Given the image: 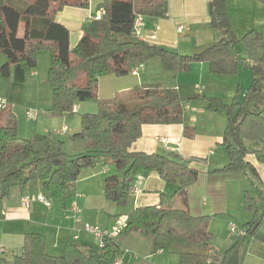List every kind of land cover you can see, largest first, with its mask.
<instances>
[{"label": "trees", "instance_id": "obj_1", "mask_svg": "<svg viewBox=\"0 0 264 264\" xmlns=\"http://www.w3.org/2000/svg\"><path fill=\"white\" fill-rule=\"evenodd\" d=\"M254 1L264 5V0ZM87 5L88 0H28L21 13L8 0H0V53L6 57L0 73L8 77L13 70L14 80L22 83L26 73L36 68V53L46 49L50 59L47 80L52 88L51 115H72L78 102L97 104L95 113L81 116L80 131L69 137L71 141H86L85 151L73 155L67 154L64 142L52 134L22 139L10 107L0 112V120L7 119L0 124V200L12 189L31 182L41 183L52 199L61 200L84 169L106 158L121 177L106 178L105 198L125 207L137 175L154 171L176 188L170 194L161 193L157 205L129 212L124 234L138 231L149 236L154 251L177 253L178 264H223L225 254L219 255L211 245L208 217L193 216L188 210V192L198 181L199 173L176 153L145 154L132 152L130 147L140 137L142 125L184 124V135L191 137L193 128L187 123L183 104L202 98L208 111L222 110L227 120L223 146L229 163L215 173L221 179L244 177L264 200L263 184L256 169L245 160L248 151L244 144L264 142V116L248 108L264 87V38L255 30L241 38L235 36L226 0H210V27L218 30L221 38L197 54L183 56L133 38L136 17H166L167 0H105L100 5L103 13L83 30L76 46L70 49L68 30L55 21L54 15L65 6L85 8ZM20 23L25 25L21 38ZM237 44L244 47L252 72V83L242 103L235 99L226 105L220 99L196 94L181 98L174 89L159 84L132 88L136 102L131 107L117 94L98 98L100 77L127 76L152 58L159 59L165 70L187 71L194 62H207L214 75H234L242 62ZM243 203L247 211L258 210L247 192ZM261 222L255 215L243 225L245 234L238 237L236 246L254 242L260 236ZM110 246L83 251L68 242L61 255L54 256L47 253L41 234L27 233L12 264H111L114 251ZM0 264L5 263L0 261Z\"/></svg>", "mask_w": 264, "mask_h": 264}, {"label": "crops", "instance_id": "obj_2", "mask_svg": "<svg viewBox=\"0 0 264 264\" xmlns=\"http://www.w3.org/2000/svg\"><path fill=\"white\" fill-rule=\"evenodd\" d=\"M11 1L8 0V3L21 13L28 5V0ZM104 1L88 0L85 8L65 6L55 13V21L68 30L70 49L76 46L83 30L102 12L100 5ZM209 1L167 0L166 17L138 16L140 32L136 36L133 35V38L183 56L197 54L221 38V33L210 27ZM226 9L238 38L252 30L264 38V5L254 0H226ZM24 30L25 25L20 23L18 26L20 38L23 37ZM241 47L245 51L242 45ZM239 56L242 58L240 64L249 68L247 55L240 52ZM240 64L234 75H214L210 72L207 62H194L189 70L175 72L165 70L159 59L152 58L141 66L137 75L130 73L124 77L113 75L100 77L98 98H110L117 94L126 106L131 107L136 102L131 94L132 88L159 84L164 88L174 89L181 98L197 93L203 98L220 99L226 105H230L235 99L242 103L245 99L242 101L239 99L241 91L239 76L242 73L246 74L247 71L241 69ZM31 75L36 77L37 72L34 71ZM11 102L9 99L12 111ZM193 104L192 102L183 104L187 123L193 128L191 137L184 135V124L142 125L141 135L131 145L130 151L145 154H178L191 169L199 173L198 181L188 192V210L193 216L208 217V230L212 240L215 232L216 234L218 232L219 239L216 245H213L212 241L211 245L219 255L225 254L223 264H264V200L260 193L252 188L257 193L258 201L255 202L253 199V202L258 210L256 213L247 211L243 203L247 191H243L241 185L229 184V181H246L249 185L250 183L244 177L221 179L220 175L215 173L229 163L228 152L223 146L227 126L226 115L222 110L216 113L208 111L204 100L199 104L196 102ZM75 110L74 107V113ZM34 112L36 121L38 112ZM2 122L0 120V124ZM65 132H57V135L65 136L67 133ZM244 144L248 151L245 160L256 169L264 187V142L245 141ZM107 164H110L109 160L100 158L94 167L84 169L79 178L70 184L71 192L68 189V195L61 200L52 199L39 182L12 189L0 200V261L12 264L13 256L21 252L24 235L27 233L41 234L46 243V251L50 255H61L68 242H73L83 251L94 250L97 248L96 240L83 231L85 224L107 229L117 216L127 215L139 207L155 206L159 203L161 193L170 194L176 188V185L165 183L154 171L140 172L132 185L127 205L119 207L108 201L104 195L106 178L121 177L113 165L107 167ZM109 172H112L111 176H107ZM40 194L50 201V207L36 200L28 204L21 202L24 195L35 198ZM73 205L79 212L71 211ZM255 215L262 220L258 228L260 236L254 242L246 241L245 244L236 246L239 236L235 234V237L230 236L225 230L230 219H236L242 228ZM214 221L221 222L223 233L219 234L217 222ZM123 235L126 237L119 238ZM73 236H77V239L73 240ZM120 236L110 243L114 251L112 262L121 256L123 250L130 252L121 256L124 264L179 262L177 253L163 251L159 254L157 250L154 251L151 238L141 232L133 231ZM235 246L236 248L232 249ZM137 254L148 260L141 262Z\"/></svg>", "mask_w": 264, "mask_h": 264}, {"label": "rangeland", "instance_id": "obj_3", "mask_svg": "<svg viewBox=\"0 0 264 264\" xmlns=\"http://www.w3.org/2000/svg\"><path fill=\"white\" fill-rule=\"evenodd\" d=\"M13 1V0H12ZM11 1V2H12ZM232 31L235 34V26L232 25ZM235 36H237L235 34ZM238 37V36H237ZM236 48L242 54L246 55V52L242 49L241 45L237 44ZM239 52V53H240ZM6 62V57L0 53V68L3 63ZM50 65L49 52L46 49H41L36 53V68L32 71H28L25 75L24 81L22 83H18L14 80L13 72L10 71V75L8 77H4L0 73V96L4 97L8 102L9 99L12 101V113L16 120L17 128L19 135L22 139H28L33 137L34 135H43V134H52L64 142V151L67 154L73 155L82 153L86 149V141L85 140H76L71 141L69 137L76 132L80 131V120L81 116L85 113H95L97 110V104L95 102H78L75 105V113L72 115L66 114L64 116L54 117L51 115L49 109L52 101V88L47 80V73ZM241 69L247 71L246 74H240L239 80L241 82V91L239 92L240 100L245 99L248 94V90L252 83V72L250 68L244 67V65L240 64ZM37 72V76L33 77L32 72ZM264 89V87H263ZM241 94V95H240ZM98 95V91H97ZM196 95H199L196 93ZM11 97V98H10ZM202 97V95H200ZM203 99L195 100V102L199 104ZM249 109L254 112L263 113L264 116V90H262L261 94L252 99V102L249 104ZM28 110H33L38 112L37 120H29L26 116V112ZM7 119H3L5 123ZM224 120V119H222ZM2 122V123H3ZM63 127H66L68 130L65 132V136H58L57 132H62ZM111 164H107V167H110ZM111 169V168H110ZM112 172H109L107 176H111ZM242 182V183H239ZM32 183V182H31ZM30 183V184H31ZM229 184H234L235 186L243 187V191H247L249 195L254 199L255 202L258 201L257 193L252 189V187L246 181H229ZM233 185V186H234ZM232 186V187H233ZM71 186H69V191ZM217 222V227L219 230V234L223 233V227L220 221ZM229 222H233L238 228H240L241 223L237 222L236 219H230ZM227 233L231 236L234 234L230 233L227 225V229H225ZM224 230V231H225ZM218 232L215 236H213L212 244L216 245L217 240L219 239ZM126 237V235L120 236ZM220 243V241H219ZM220 247V246H219ZM130 252L128 250H123L122 255H125ZM140 257V261L144 262V260H148L147 258H143L140 254H137ZM121 256L118 258L122 264H124ZM166 256H170V254H166ZM112 263V262H111Z\"/></svg>", "mask_w": 264, "mask_h": 264}, {"label": "built area", "instance_id": "obj_4", "mask_svg": "<svg viewBox=\"0 0 264 264\" xmlns=\"http://www.w3.org/2000/svg\"><path fill=\"white\" fill-rule=\"evenodd\" d=\"M102 13H103V11L99 14V16L97 18H99ZM139 32H140V25H139L138 17H136L135 22H134V26H133V33L132 34L134 36H136L139 34ZM140 68H141V65L134 68L131 71V74L137 75V71ZM8 106H9V102L5 98L0 97V112L6 110ZM26 116L29 120H35L36 119V112H34L32 110H28L26 112ZM65 131H66V128H64L62 132H65ZM32 200H36L46 207H50V205H51L50 201L48 199H46L44 196H42L41 194L36 196L35 198H31L28 195H24L21 198V202L24 204H28ZM71 211L73 213L79 212L78 208L75 205L72 206ZM127 226H128V216L125 214V215L117 216L114 219L112 225L107 229H102L98 226L85 224L83 226V231L87 235L93 237L96 240L97 248L99 250H101V249L105 248L108 244L112 243L115 238L124 234ZM228 229H229L230 233L238 235V236L245 234L243 228H238L233 222H230L228 224ZM75 239H77V236H73V240H75ZM156 252L161 254V253H163V250L158 249ZM111 264H122V262L119 259H115Z\"/></svg>", "mask_w": 264, "mask_h": 264}]
</instances>
